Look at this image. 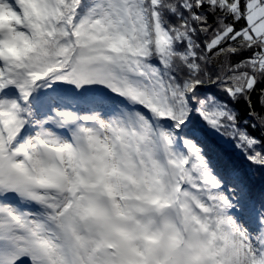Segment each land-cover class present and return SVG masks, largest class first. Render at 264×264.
Instances as JSON below:
<instances>
[{"label":"snow or ice","instance_id":"obj_1","mask_svg":"<svg viewBox=\"0 0 264 264\" xmlns=\"http://www.w3.org/2000/svg\"><path fill=\"white\" fill-rule=\"evenodd\" d=\"M264 0H0V264H264Z\"/></svg>","mask_w":264,"mask_h":264},{"label":"trees","instance_id":"obj_2","mask_svg":"<svg viewBox=\"0 0 264 264\" xmlns=\"http://www.w3.org/2000/svg\"><path fill=\"white\" fill-rule=\"evenodd\" d=\"M254 167V174L252 176V183L259 190L261 186H264V170H261L258 167Z\"/></svg>","mask_w":264,"mask_h":264}]
</instances>
